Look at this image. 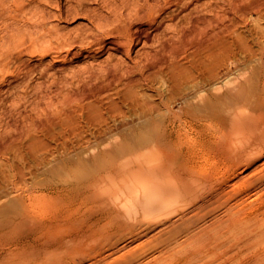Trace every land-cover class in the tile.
Here are the masks:
<instances>
[{
    "label": "bare ground",
    "instance_id": "bare-ground-1",
    "mask_svg": "<svg viewBox=\"0 0 264 264\" xmlns=\"http://www.w3.org/2000/svg\"><path fill=\"white\" fill-rule=\"evenodd\" d=\"M61 2V0H0V30L3 32L1 34H4L0 36V66L3 62L10 63L17 58L24 66L25 75L37 71L40 67L42 76L48 78L52 74L51 70L67 71V65L74 60L81 59V61L89 62V65L81 69V72L78 71L81 73V78L77 76L81 80V108L72 104L73 101H77V97L76 100H72L67 93H64L65 87L70 85L68 79L60 81L54 79V82L49 85L53 75L50 80L47 79L48 85L45 86L46 82L44 78H41L44 81L40 80L39 84L42 85L40 91L37 89L39 85L34 86V91L36 93L38 90L42 94V99H49L47 105L45 104L46 109L62 101L63 105L74 108L72 111L74 113L77 112L76 108L81 109V136L80 126L77 127L72 122L68 123L69 121L60 114L62 119H65L64 122L67 120V123L63 125H66V128L69 127L68 132L76 137L79 136V140L81 137V142L85 141L82 134L83 127L87 125H95L98 128L97 133L102 136L110 135L109 143L114 146V149L103 151L100 155H107L120 161L109 177L111 180H117L118 185L120 184L114 196L118 199L129 197L132 200V206L128 209L125 219L158 212L159 204L165 201L168 195H177L182 190L184 193L190 188L191 183L200 188H208L214 198L229 196L231 199L238 194L237 204L240 206V211H247L244 215L245 219H241L245 234L250 238H257L253 243L255 248L253 256H256L263 264L264 221H260V217L264 216V204H257L261 196L258 197L256 193L264 187V174H262L264 172V76L245 80L238 86L239 89L237 83L240 78L219 79V75L217 77L210 68V60L215 55L224 60L228 48L234 44L231 37L236 30L232 29L229 23L240 25L248 21L247 18L253 13L264 17V3L257 1L242 4L240 0H77L76 6L70 5L64 9ZM71 17L75 19L81 17L87 24H81V29H76L77 31L65 32V28L63 31L59 22L68 21L67 18ZM237 38L239 42H244L240 34ZM4 47L9 49L6 51ZM15 48L19 49L17 57H14L12 52V50L17 51ZM25 55H29L30 58L24 60ZM105 55L107 56L105 60L99 62V58ZM68 75L71 73L69 72L66 76ZM72 78L74 79V76ZM21 81L25 82L23 79ZM7 89L10 90V87ZM3 91L5 90L0 86V93ZM35 93H33L34 97ZM234 94L236 97L230 98ZM37 99H34L35 102ZM1 100L3 99L0 98ZM19 100L21 103L22 99ZM86 100L89 102L84 103ZM179 100L183 106L177 109ZM3 103L0 102L2 108ZM12 104L15 106V102L10 105ZM238 107H242L240 111H237ZM11 108L12 111L4 109L13 112L15 109ZM63 113L66 114L65 117L71 118L68 115L71 113L67 111ZM46 115V123H41L43 127L45 126L46 136L51 138L53 135L58 140L61 137L63 140L67 139L68 132L62 131L60 137L55 134L56 132L53 133L54 127L60 124L53 123L48 113ZM72 116L74 117V114ZM39 119L37 118L36 121L40 122ZM218 119L226 124L224 129L241 132V141L235 150L228 147V140H224L222 136L216 137L214 133L215 139L219 141L213 149L228 150L232 154L224 171L216 169L211 174H205V180H187L186 185L179 188V185L170 182L168 178L163 179V182L161 179L158 180L161 170H166L171 164L170 159L156 165L140 162L146 153L153 151L166 153L174 145L182 129L189 131L198 128H220L215 124ZM16 122L10 120L13 127L17 126ZM34 127L38 128L35 124ZM125 127L129 129L120 130ZM161 127L166 129L161 130ZM35 132L40 135L38 131ZM3 133L6 134V132ZM13 136L14 134L12 138ZM41 136L44 137L42 134ZM32 139L35 140L34 137ZM52 140L55 141V139ZM19 143L21 144L18 141ZM15 144L18 146L17 143ZM6 148L8 150V147ZM17 148H15L16 151ZM141 152L143 153L140 154ZM195 154H197L196 151L192 149L181 151L177 160L180 157L189 159ZM175 162L176 160L172 162V168L177 172L190 171L186 161L177 166ZM61 169L63 170L61 172L66 171V168ZM250 169L251 171L245 175ZM4 172L6 173L0 167V173H3L1 177H4ZM240 175L243 176L238 193L233 188L228 190L229 183ZM0 187L2 189V186ZM1 208L0 203V232L11 221V219H4ZM105 215L103 212L101 217H91L87 221L88 228L98 225ZM178 222H181L179 223L181 225L176 227ZM188 223L194 224L195 218L185 217V214L179 213L177 220L171 221L168 229L165 228V230L167 229L171 236L178 237L180 234L189 232L190 224ZM30 225L33 227V224ZM146 229L147 227L136 234L142 236ZM62 245L65 246V243ZM66 245H68L67 242ZM167 245L166 242L164 246ZM225 246V243L214 241L209 249L215 251ZM34 255L35 259L37 255L39 256V254ZM204 259L205 254L200 247L196 251L182 247L177 263L200 264ZM94 263L95 261L90 264Z\"/></svg>",
    "mask_w": 264,
    "mask_h": 264
},
{
    "label": "rangeland",
    "instance_id": "rangeland-1",
    "mask_svg": "<svg viewBox=\"0 0 264 264\" xmlns=\"http://www.w3.org/2000/svg\"><path fill=\"white\" fill-rule=\"evenodd\" d=\"M61 1V6L64 9H67V6H76L77 4V0ZM257 1L264 3V0H240L242 4ZM91 6L95 7L96 5ZM231 16L234 15L231 14ZM72 17L67 18L68 21L59 22L56 20L63 31L64 28L65 32H69L68 30H71L70 32L72 30L77 31L81 29L83 24H87L81 17L76 19ZM247 20L240 25L229 23L231 28L236 30L231 37L234 44L228 48L224 60H221L217 55L210 60V68L214 74H217V77L219 75V79L222 80L226 77L230 79L240 78L237 87L245 80L249 81L251 77L264 76V17L253 13ZM1 32L2 30H0V34ZM238 34L244 39L243 43L242 41L239 42ZM7 49L9 48L7 47ZM7 49L5 48L6 51ZM13 50L14 57H17L19 49H16L17 51ZM28 56H23V59L28 60L30 58ZM116 56L119 57L118 54ZM105 57L107 56L99 58L98 61H104ZM84 61L77 59L72 61L73 63L70 62L67 65L69 68L66 67L67 71L70 70L68 73L67 71L59 72L58 70L56 72V69H54L55 71L51 70L50 73L52 72V74L48 78L42 76L40 67L37 68L38 70L36 69L37 71L25 75L23 73L24 66L17 58L10 63L3 62V65L0 66V86L5 90L0 93L3 96L0 95V98L3 99L0 102H5L3 108L0 104V111L4 108L12 111L11 107L22 111L13 110L11 112L4 109L0 112V150L3 151H0V167L2 171H6V173L4 172L5 178L1 177L3 173H0V186H2V189L0 187V203L2 204L1 211L4 219H11L3 231L0 232V254H2L0 255V264H90L94 261V264H181L180 262L177 263V259L182 247H187L192 251L199 250L200 247L203 254H205V259L200 264H220L222 262L224 264H262L256 256H253L255 252L253 243L257 238H250L245 234L242 220L245 219L244 215L247 211H240V206L237 204L238 194L231 199H229V196L214 198L208 188H200V186L191 183L190 188L184 193L182 190L177 195H168L167 199L159 204L160 210L158 212L125 219L128 209L132 206V200L129 197L116 198L114 196L115 191L120 184L118 185L117 180H111L109 177L113 174L112 171L116 165L120 164V161L107 155H100L101 152L114 147L109 143L110 135L105 134L102 136L97 133L98 128L95 125H87L83 127L84 133L82 134L85 141L81 142V137L79 140V136L76 137L69 133V127L66 128V125H63L68 120V123L72 122L77 127L80 126L79 133L81 136L80 72L81 69L89 65V62ZM95 63L98 62L95 61ZM261 66L263 72H261ZM79 70L80 72H78ZM69 72L71 75L67 77L66 75ZM53 75L56 78H52ZM24 76L30 78V80L26 77L23 78ZM60 76L62 77L60 78ZM77 76L80 78L78 79ZM41 78H44L45 81ZM21 79L25 80L26 83ZM47 79L50 80L49 85L54 82V79L59 81L63 79L70 80V85L65 87L66 92L64 91V93H67L72 100L77 99V101H73L75 103L72 102V104L79 107L76 108L77 106H75L76 113L72 112L74 108L63 105V101L47 109L45 108L49 99L41 98L42 94L39 91L42 85L39 83H41L40 80L44 81L46 82L44 85L47 86ZM13 82L17 84L14 85ZM34 86H38L37 89H39V91L36 89V93ZM45 86L43 88H47ZM9 87L10 90H6ZM33 93L36 94L35 97ZM70 93L72 96H76L73 98ZM235 97L236 94L230 96V98ZM13 98L16 99L12 100ZM19 99H22L21 103H19ZM34 99H37V102ZM25 101L27 104H25ZM179 101L177 102V109L183 106ZM14 102L15 106H13L14 104L10 105ZM87 102L89 101H84V103ZM33 103L34 105H31ZM35 105L38 107V111L36 107H33ZM69 108L72 109V113ZM241 108L238 107L237 111H240ZM63 111L71 113L68 114L71 118L65 117L66 114ZM42 112L45 115L48 113L53 123L60 124L54 127L53 133L56 132L55 134L60 137L62 131L68 132L67 139L63 140L62 137H58L60 139L58 140L53 135H51V138L46 136L45 126L43 127L42 124L46 123L47 119L45 117L47 115L45 116ZM60 114L67 119L66 122L63 121L65 119H62ZM14 115L18 117H14ZM35 115L37 116L35 117ZM76 117L77 119H74ZM32 118H40V122ZM10 120L17 121V126L13 127ZM21 121L23 124H21ZM34 124L38 127L37 129ZM215 124L220 128L180 130L181 134L178 139L166 153L161 154L154 151L149 154L146 153L140 159V162L156 165L170 159L171 164L166 170H161L158 180L161 179L162 181L168 178L170 182L179 185V188L186 185L187 180H205L204 175L211 174L216 169L224 171L228 166L229 156L232 154L228 150L217 151L213 149L219 141L215 139L214 133L216 137L222 136L224 140H228V147L235 150L239 147L241 132L224 129L226 124L221 119L216 120ZM29 128L31 129L29 130ZM125 129L129 128L125 127L120 130ZM160 129L165 130L166 127ZM34 130L38 131L40 135ZM2 131L6 134L8 131L9 135ZM27 134L29 137H27ZM41 134L45 137V140ZM33 137L34 139L37 137V140H33ZM47 137L49 139H46ZM52 139L57 141L55 142ZM76 139L79 141H76ZM18 141L21 144H18ZM15 143L18 146H15ZM6 147H8V150ZM16 147H18L17 151L15 150ZM188 149L196 151L197 154L189 159L180 157L177 160L179 152ZM175 160V166L186 161L190 171L179 173L174 170L172 162ZM12 167L17 168L12 170ZM61 168H66V171L61 172L63 171ZM247 171L245 175L251 169ZM242 176L240 175L234 181H231L227 189L232 190L233 188L238 193ZM256 194L258 197L261 196L257 204H264V187H261ZM256 194L253 195L255 198ZM103 212L107 216L105 215L98 225L88 228L87 221L91 217H101ZM179 213L185 214V217H194L195 223H188L190 224L189 232L180 234L178 237L171 236L167 229L171 221L177 220ZM260 221H264V216L260 217ZM179 223L181 222H178L176 227L181 225ZM30 224H33V227ZM146 227L148 230H144L145 233L142 236L136 234ZM165 228H167V231ZM190 236L192 237L190 238ZM214 241L225 243L226 246L215 251L210 250L209 248ZM29 242L32 243L31 246H29ZM66 242L68 245H66ZM166 242L168 245L164 246ZM64 243L65 246L62 245ZM34 254H39V256L37 255L35 259Z\"/></svg>",
    "mask_w": 264,
    "mask_h": 264
}]
</instances>
